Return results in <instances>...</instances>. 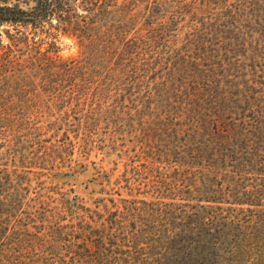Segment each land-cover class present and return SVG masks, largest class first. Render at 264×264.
<instances>
[{
  "label": "trees",
  "instance_id": "trees-1",
  "mask_svg": "<svg viewBox=\"0 0 264 264\" xmlns=\"http://www.w3.org/2000/svg\"><path fill=\"white\" fill-rule=\"evenodd\" d=\"M239 2L0 4V118H157L166 139L144 140L97 222L32 187L66 135L1 132L0 264H264V91L234 73L247 42L224 36ZM60 34L78 58L54 56Z\"/></svg>",
  "mask_w": 264,
  "mask_h": 264
},
{
  "label": "rangeland",
  "instance_id": "rangeland-1",
  "mask_svg": "<svg viewBox=\"0 0 264 264\" xmlns=\"http://www.w3.org/2000/svg\"><path fill=\"white\" fill-rule=\"evenodd\" d=\"M242 2L253 5L246 6L241 16L244 20L235 19L232 27L238 26L239 29L230 28L224 36L230 39V46L235 50L236 44L242 40L247 42L244 48L246 59L236 62L234 73H246L248 79L258 82V88L264 91V0H240L239 3ZM3 3L27 8L32 5V0H0V4ZM3 38L7 41L4 34ZM57 46L54 56L61 60L76 59L81 52L78 40L72 36L60 34ZM45 48L43 46L42 50ZM4 120L11 122L12 129L4 130L10 125L0 124V133L5 131L4 135L14 131L17 136L27 135L29 132L24 124L29 121L33 128H40L35 131L37 134L47 138L65 135L69 138L71 146L66 153L60 158L57 154L51 157L54 170L46 173L40 181L33 182L32 187L44 188L41 193L55 198L56 203L65 194L69 198L76 196L79 210L70 213L76 218L84 216L86 221L100 222L101 200L108 203V199H117L115 193L118 191L121 197L126 194L121 176L125 172L130 175L132 165L136 168L142 164L144 140L148 142L147 146H158L161 150L166 141L165 127L157 118H0L1 123ZM70 217L72 215H68Z\"/></svg>",
  "mask_w": 264,
  "mask_h": 264
}]
</instances>
